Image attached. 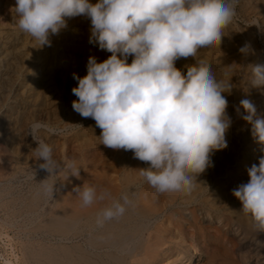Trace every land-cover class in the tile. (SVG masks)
<instances>
[{
	"label": "rangeland",
	"instance_id": "1",
	"mask_svg": "<svg viewBox=\"0 0 264 264\" xmlns=\"http://www.w3.org/2000/svg\"><path fill=\"white\" fill-rule=\"evenodd\" d=\"M228 2H234L235 15L220 43L197 53L225 89L230 85L222 93L231 120L227 147L214 150L212 166L196 176L190 191L160 193L139 175L148 163L131 150L99 144L101 129L72 107L78 99L72 93L78 84L73 74L86 75L90 56L102 62L111 55L89 43L90 19L66 18L67 27L50 34L51 45L39 47L18 27L16 0H0V264H67L64 249L76 246L105 258L107 249L88 241L101 226L62 234L49 227V220L103 208L105 199L85 206L77 189L91 186L112 199L131 169L135 206L156 211L144 220L141 245L128 257L130 264H264V232L257 231L233 195L249 181L247 170L264 156V144L252 136L240 104L250 100L264 117V85L254 86L251 75L252 65H264V0ZM195 63L193 57L175 61L184 73ZM37 123L42 127L33 137L30 130ZM38 142L52 148L57 168L51 173L35 158ZM66 162L80 167L79 176L70 174Z\"/></svg>",
	"mask_w": 264,
	"mask_h": 264
},
{
	"label": "clouds",
	"instance_id": "2",
	"mask_svg": "<svg viewBox=\"0 0 264 264\" xmlns=\"http://www.w3.org/2000/svg\"><path fill=\"white\" fill-rule=\"evenodd\" d=\"M19 29L50 46L51 35L67 27L66 18L90 19L89 43L111 53L98 62L87 60L83 77L72 93L74 111L92 118L101 129L99 144L133 151L134 158L149 164L140 176L160 193L187 192L193 180L212 166L214 150L227 147L230 127L226 114L228 91L211 65L197 59L200 49L220 43L223 29L235 15L228 0H16L13 8ZM245 45L240 51L247 52ZM132 57L131 63L128 58ZM193 57L186 73L175 61ZM254 86L264 85V65H252ZM251 125L252 136L264 144V117L248 99L240 101ZM42 127L33 124L32 136ZM50 131H54L50 129ZM35 158L50 173L56 169L52 148L38 142ZM70 174L79 176L74 162H66ZM245 184L233 189L256 229L264 232V156L248 170ZM51 190V189H50ZM85 206L111 194H97L94 187L77 189ZM126 194L102 209L97 223L122 216L130 205Z\"/></svg>",
	"mask_w": 264,
	"mask_h": 264
},
{
	"label": "bare ground",
	"instance_id": "3",
	"mask_svg": "<svg viewBox=\"0 0 264 264\" xmlns=\"http://www.w3.org/2000/svg\"><path fill=\"white\" fill-rule=\"evenodd\" d=\"M134 175L135 170H127L120 179L122 189L118 193L126 194L131 201L130 205H126V211L122 216L105 221L102 226L97 223L98 214L102 209L111 206L114 199L120 198L121 194L118 196L117 193L112 199L105 198L104 202L106 204H103V208L97 209L98 207H96V209L87 210L88 212H85V215L77 212L79 216L74 213L75 217H65L62 214H57L49 220V227L56 228L62 234L80 232L86 227L95 229V224H98L97 226L99 227L101 226V230H97L96 235H90L91 237L88 238V241L95 248L107 249L105 251V258L99 254L91 253L80 246H76L64 249L63 253L67 256L68 260L67 264H130L128 257H133L134 253L140 248L139 245H141V240L138 241V238L146 228L144 220L156 211L155 209H142L135 206L137 204L135 203L136 197L131 184ZM35 195L37 197V194ZM138 242L140 243L138 244ZM133 243H136V245L129 247ZM144 262H141V264H146Z\"/></svg>",
	"mask_w": 264,
	"mask_h": 264
}]
</instances>
